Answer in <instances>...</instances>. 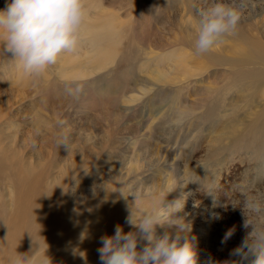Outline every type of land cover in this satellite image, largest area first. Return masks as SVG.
Masks as SVG:
<instances>
[{
  "label": "rangeland",
  "instance_id": "1",
  "mask_svg": "<svg viewBox=\"0 0 264 264\" xmlns=\"http://www.w3.org/2000/svg\"><path fill=\"white\" fill-rule=\"evenodd\" d=\"M223 2L242 6L238 34L204 55L195 39L206 0H86L78 51L39 78L0 39V210L35 180L56 203L47 236L57 250L39 251L52 262L101 264V237L135 230L129 192L177 184L167 200L185 198L178 215L198 264L255 259L233 255L248 230L229 203L264 192V0ZM74 83L78 99L65 92Z\"/></svg>",
  "mask_w": 264,
  "mask_h": 264
},
{
  "label": "clouds",
  "instance_id": "2",
  "mask_svg": "<svg viewBox=\"0 0 264 264\" xmlns=\"http://www.w3.org/2000/svg\"><path fill=\"white\" fill-rule=\"evenodd\" d=\"M241 7L223 0H206V6L198 10L195 54H207L238 34ZM88 16L86 0H9L0 10V39L23 73L39 78L62 55L78 51ZM65 92L78 99L84 93V84L74 83ZM177 187H165L159 195L151 186L129 192L134 204L140 202L138 217L130 208L126 218L135 230L125 233L116 225L114 235L101 237V264H198L194 244L185 235L191 225L178 215L184 210L185 198L167 200ZM207 195L213 197L215 205L217 197L211 191ZM146 200H151L150 206H144ZM229 204L242 210L243 227L248 230L233 255L242 259L251 255L255 257L251 264H264V192L245 191ZM158 229H163L162 234ZM234 231L229 229L221 243L227 242ZM10 264H52V260L47 250L40 253L32 247L26 253L16 252Z\"/></svg>",
  "mask_w": 264,
  "mask_h": 264
},
{
  "label": "bare ground",
  "instance_id": "3",
  "mask_svg": "<svg viewBox=\"0 0 264 264\" xmlns=\"http://www.w3.org/2000/svg\"><path fill=\"white\" fill-rule=\"evenodd\" d=\"M14 194L16 199L11 211L6 213L5 209L0 210V264H10L16 252L26 253L32 247L33 250L38 248L41 251L43 247H51L52 241L54 245L57 244V238L53 240L47 236V233L54 232L57 226V209L54 200L39 190L35 180L24 188H17ZM56 250L57 245L54 248V251ZM52 264H64V262L54 260ZM78 264L83 263L80 261Z\"/></svg>",
  "mask_w": 264,
  "mask_h": 264
}]
</instances>
